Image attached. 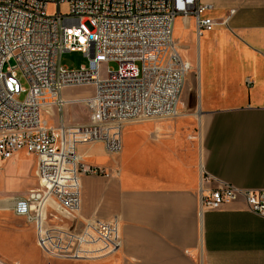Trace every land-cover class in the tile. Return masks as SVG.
<instances>
[{
    "label": "built area",
    "instance_id": "1",
    "mask_svg": "<svg viewBox=\"0 0 264 264\" xmlns=\"http://www.w3.org/2000/svg\"><path fill=\"white\" fill-rule=\"evenodd\" d=\"M50 4L56 7L52 13ZM210 8L198 0H0V162L19 151L32 154L37 177L35 188L7 197V210L33 227L46 257L90 260L120 248L118 215L80 217L81 177L111 176L118 169L86 164L78 148L100 142L107 154L117 155L126 124L175 116L190 65L173 39L174 20L192 17L200 36L228 19L203 17ZM74 51L87 63L69 69L60 57ZM80 86L92 92L63 96L65 89ZM77 103L85 107V121L65 115ZM50 107L57 114L52 125L42 117V109ZM208 183L212 178L201 172L199 215L241 199L264 217V190Z\"/></svg>",
    "mask_w": 264,
    "mask_h": 264
},
{
    "label": "crops",
    "instance_id": "2",
    "mask_svg": "<svg viewBox=\"0 0 264 264\" xmlns=\"http://www.w3.org/2000/svg\"><path fill=\"white\" fill-rule=\"evenodd\" d=\"M198 3L211 5L203 17L219 22L228 16L226 24L200 36L192 17L181 16L183 31L178 16L173 24V39L182 42L188 60L181 57L189 65L197 57L200 134H146V127L130 132L125 126L117 155L107 154L100 142L80 145L86 164L110 169L113 158L118 169L108 177H81L80 217L118 215L122 244L102 258L60 263L41 252L43 264H264V217L241 199L199 215L197 201L201 172L212 178L207 187L226 182L264 190V0ZM66 90L65 98L77 97ZM64 112L80 121L69 115L70 106ZM153 126L163 133L172 127ZM7 197H0V212L8 211ZM24 228L0 227L1 264H42L24 258ZM28 229L36 246L34 229Z\"/></svg>",
    "mask_w": 264,
    "mask_h": 264
},
{
    "label": "rangeland",
    "instance_id": "3",
    "mask_svg": "<svg viewBox=\"0 0 264 264\" xmlns=\"http://www.w3.org/2000/svg\"><path fill=\"white\" fill-rule=\"evenodd\" d=\"M60 9L63 12L65 11L64 6H60ZM55 10L56 7L52 4L47 7L48 13H52ZM176 21L179 30L181 29V31H183L185 27L182 23L181 16H178ZM174 39L176 41L180 54H182V57L187 59V53L183 48L182 42L177 40L175 36ZM189 61L191 66L185 77L184 85L179 96L175 116L172 118L153 119L146 120L143 122L128 123L126 124V126L130 132L135 131V127H146L148 128V131L145 132L146 134H200V118L197 116V111L199 109V90L197 87V83L195 82L197 57L193 56V58L189 59ZM60 62L62 65L67 66L69 69H77L81 64L87 63V59L83 56L81 52L78 51L64 52L60 57ZM12 63L13 62L10 60L8 61L7 65H11ZM109 66L115 67L116 65L114 63H110ZM105 75L106 64L102 63L100 66V76L105 77ZM18 79L21 86L25 87V80L20 75V73H18ZM66 91L67 95L69 96L84 97L92 92V87L80 86L74 88H67ZM23 96L24 94H21L19 99H22ZM71 114H75V118L79 119L80 121L86 120L85 107L80 103L70 106L69 115ZM42 117L45 118L50 125L54 124L57 120L56 111L54 108L51 107L42 109ZM160 122L169 123L172 126L171 129L165 133L155 130L153 128V125ZM88 159L90 158H87L85 161H87ZM111 162L113 166L110 169L114 171L117 167L116 159L112 158ZM36 185V158L34 155L27 154L24 151H19L15 153L10 159L0 162V197L21 195L22 193L26 194L30 189L35 188ZM16 223L18 225L22 224L25 227L23 230H21V239L22 241L26 240V243H22L23 248L21 249L22 254L25 255L24 258H27L30 263L31 260L37 261L42 264L44 262H47V259L43 257L37 245L34 246L35 244L32 245V243L28 241V238L30 236V232H28V227H30L31 225L25 223L23 218H19L13 215L9 210L5 212H0V227L14 226ZM13 245V252L15 253L16 257L22 259V255L21 257H19L20 253L19 255H17L16 253L19 252L18 246H16L15 244ZM50 260L55 263L63 262V260L61 259Z\"/></svg>",
    "mask_w": 264,
    "mask_h": 264
},
{
    "label": "bare ground",
    "instance_id": "4",
    "mask_svg": "<svg viewBox=\"0 0 264 264\" xmlns=\"http://www.w3.org/2000/svg\"><path fill=\"white\" fill-rule=\"evenodd\" d=\"M180 107H181V105H180Z\"/></svg>",
    "mask_w": 264,
    "mask_h": 264
}]
</instances>
